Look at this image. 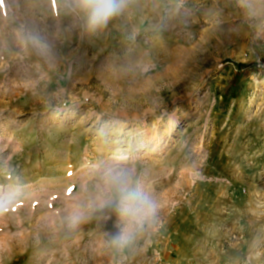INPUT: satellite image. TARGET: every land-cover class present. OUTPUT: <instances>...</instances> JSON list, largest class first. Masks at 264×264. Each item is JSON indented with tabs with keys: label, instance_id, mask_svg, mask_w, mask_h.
I'll list each match as a JSON object with an SVG mask.
<instances>
[{
	"label": "rangeland",
	"instance_id": "obj_1",
	"mask_svg": "<svg viewBox=\"0 0 264 264\" xmlns=\"http://www.w3.org/2000/svg\"><path fill=\"white\" fill-rule=\"evenodd\" d=\"M111 166L157 208L122 250L89 207ZM9 192L0 264H264V0H127L97 30L71 0H0Z\"/></svg>",
	"mask_w": 264,
	"mask_h": 264
},
{
	"label": "clouds",
	"instance_id": "obj_2",
	"mask_svg": "<svg viewBox=\"0 0 264 264\" xmlns=\"http://www.w3.org/2000/svg\"><path fill=\"white\" fill-rule=\"evenodd\" d=\"M126 3L127 0H71V6L84 15L90 30L104 28L124 10ZM17 195L9 192L0 196V207L13 203ZM89 207L90 211L115 212L123 222L120 231L108 241L117 250L132 244L139 230L157 211L154 201L133 186L131 171L119 166H111L100 175L98 192ZM82 218L81 212L70 214L68 228H75Z\"/></svg>",
	"mask_w": 264,
	"mask_h": 264
}]
</instances>
